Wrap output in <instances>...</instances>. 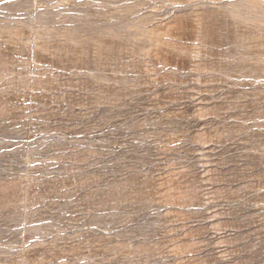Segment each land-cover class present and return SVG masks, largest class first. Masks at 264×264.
I'll return each mask as SVG.
<instances>
[{"label":"rangeland","instance_id":"obj_1","mask_svg":"<svg viewBox=\"0 0 264 264\" xmlns=\"http://www.w3.org/2000/svg\"><path fill=\"white\" fill-rule=\"evenodd\" d=\"M0 264H264V0H0Z\"/></svg>","mask_w":264,"mask_h":264}]
</instances>
